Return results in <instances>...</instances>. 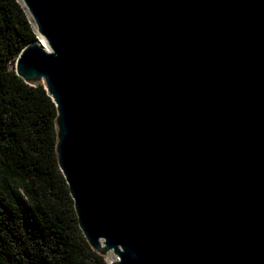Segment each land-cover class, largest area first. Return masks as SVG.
Wrapping results in <instances>:
<instances>
[{"label": "water", "instance_id": "95a60500", "mask_svg": "<svg viewBox=\"0 0 264 264\" xmlns=\"http://www.w3.org/2000/svg\"><path fill=\"white\" fill-rule=\"evenodd\" d=\"M13 62L106 264H264V0H16Z\"/></svg>", "mask_w": 264, "mask_h": 264}, {"label": "trees", "instance_id": "16d2710c", "mask_svg": "<svg viewBox=\"0 0 264 264\" xmlns=\"http://www.w3.org/2000/svg\"><path fill=\"white\" fill-rule=\"evenodd\" d=\"M35 36L16 0H0V264H106L79 230L55 156V106L13 71Z\"/></svg>", "mask_w": 264, "mask_h": 264}]
</instances>
